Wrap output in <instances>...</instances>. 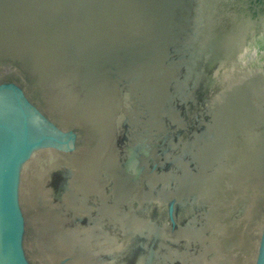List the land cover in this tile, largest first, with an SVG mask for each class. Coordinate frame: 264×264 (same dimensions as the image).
I'll return each mask as SVG.
<instances>
[{"label":"water","instance_id":"obj_1","mask_svg":"<svg viewBox=\"0 0 264 264\" xmlns=\"http://www.w3.org/2000/svg\"><path fill=\"white\" fill-rule=\"evenodd\" d=\"M0 264H264V0H0Z\"/></svg>","mask_w":264,"mask_h":264}]
</instances>
